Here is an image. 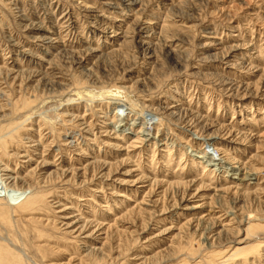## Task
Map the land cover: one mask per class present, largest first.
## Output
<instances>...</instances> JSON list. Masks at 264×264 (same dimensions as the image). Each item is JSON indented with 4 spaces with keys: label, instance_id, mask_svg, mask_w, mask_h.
<instances>
[{
    "label": "rangeland",
    "instance_id": "obj_1",
    "mask_svg": "<svg viewBox=\"0 0 264 264\" xmlns=\"http://www.w3.org/2000/svg\"><path fill=\"white\" fill-rule=\"evenodd\" d=\"M0 160V264H264V0H0Z\"/></svg>",
    "mask_w": 264,
    "mask_h": 264
},
{
    "label": "bare ground",
    "instance_id": "obj_2",
    "mask_svg": "<svg viewBox=\"0 0 264 264\" xmlns=\"http://www.w3.org/2000/svg\"><path fill=\"white\" fill-rule=\"evenodd\" d=\"M77 93H79V92H77ZM118 126H121V124H118ZM144 129L145 128L143 126H141L140 130L138 131V133H142V134L147 135L148 133L146 131H144ZM213 149L218 150L214 146H213ZM207 154H209V153H202V154L197 153V154H193V156H194V158L196 160H198L199 163H202L204 165V167H206L207 169H210L212 171L213 170H215V171H225L227 173L228 177L233 178L235 180H245V179L252 180V179H255V176H254L253 173L241 172V168L242 167L240 168V166L230 165L228 161L224 160L221 157H219L217 159V158L209 157V155H207ZM9 172H10V170L7 168V165L6 164H2V162L0 160V188H1V183H7V182L9 183L11 180H14L16 178L15 176L9 175ZM36 199H37L36 196H34L33 194H30V193H27L25 196L19 197V201H20L19 205L21 204L23 210L27 209L30 206H33L37 202ZM207 230H209V229H207ZM212 230L210 229V231H212ZM240 250H241V248H235L233 253L238 252Z\"/></svg>",
    "mask_w": 264,
    "mask_h": 264
}]
</instances>
